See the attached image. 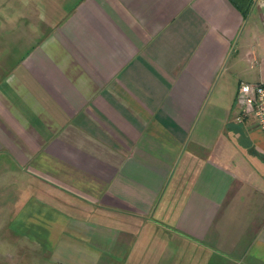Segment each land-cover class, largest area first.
Listing matches in <instances>:
<instances>
[{
	"label": "crops",
	"instance_id": "crops-1",
	"mask_svg": "<svg viewBox=\"0 0 264 264\" xmlns=\"http://www.w3.org/2000/svg\"><path fill=\"white\" fill-rule=\"evenodd\" d=\"M23 12L0 35L25 44L1 56L0 238L48 264L123 262L157 235L182 264H264V132L236 119L239 84L264 81V0Z\"/></svg>",
	"mask_w": 264,
	"mask_h": 264
},
{
	"label": "rangeland",
	"instance_id": "rangeland-1",
	"mask_svg": "<svg viewBox=\"0 0 264 264\" xmlns=\"http://www.w3.org/2000/svg\"><path fill=\"white\" fill-rule=\"evenodd\" d=\"M23 11H25V0H0V35L7 30L11 35H7L8 41L12 40L14 32V36L18 37L21 33V28H25V12ZM2 17H8L14 22L8 25L12 30L4 26L5 23H3ZM28 37L33 38L29 35ZM1 40H3V37L0 36ZM16 42H18L17 38L14 39V44L10 42L6 45L0 43V73L11 63V60H3L1 58L2 55L4 58H11V55L14 56V54L16 55L20 51L21 54L22 50L25 49V44L21 43L17 45ZM8 52H14V54ZM157 236H159V242L156 239L150 241L144 240L127 252L123 262L111 259L110 264H182L181 255L169 250L177 245L182 247V241H173L172 239L171 241L165 235ZM151 245L156 248L150 249ZM46 260L45 254H39L32 250L29 253L26 252V248L25 250L23 248V243L11 242L9 238L5 239V237L0 238V264H11L13 262V264H45ZM46 264L48 263L46 262Z\"/></svg>",
	"mask_w": 264,
	"mask_h": 264
},
{
	"label": "built area",
	"instance_id": "built-area-1",
	"mask_svg": "<svg viewBox=\"0 0 264 264\" xmlns=\"http://www.w3.org/2000/svg\"><path fill=\"white\" fill-rule=\"evenodd\" d=\"M237 121L247 119L253 127L264 132V81L241 82L236 93Z\"/></svg>",
	"mask_w": 264,
	"mask_h": 264
},
{
	"label": "trees",
	"instance_id": "trees-1",
	"mask_svg": "<svg viewBox=\"0 0 264 264\" xmlns=\"http://www.w3.org/2000/svg\"><path fill=\"white\" fill-rule=\"evenodd\" d=\"M239 9L247 11L250 0H231Z\"/></svg>",
	"mask_w": 264,
	"mask_h": 264
}]
</instances>
